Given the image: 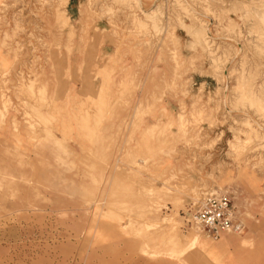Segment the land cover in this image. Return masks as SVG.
<instances>
[{
	"label": "rangeland",
	"instance_id": "374dc122",
	"mask_svg": "<svg viewBox=\"0 0 264 264\" xmlns=\"http://www.w3.org/2000/svg\"><path fill=\"white\" fill-rule=\"evenodd\" d=\"M0 264H264V0H0Z\"/></svg>",
	"mask_w": 264,
	"mask_h": 264
},
{
	"label": "built area",
	"instance_id": "2783aa9c",
	"mask_svg": "<svg viewBox=\"0 0 264 264\" xmlns=\"http://www.w3.org/2000/svg\"><path fill=\"white\" fill-rule=\"evenodd\" d=\"M233 205L226 196H205L194 204L186 214L185 223L190 229H196L208 238L218 239L224 232H239L241 226L234 221Z\"/></svg>",
	"mask_w": 264,
	"mask_h": 264
},
{
	"label": "crops",
	"instance_id": "0c3cea01",
	"mask_svg": "<svg viewBox=\"0 0 264 264\" xmlns=\"http://www.w3.org/2000/svg\"><path fill=\"white\" fill-rule=\"evenodd\" d=\"M104 36H106V35H104ZM104 36H102V38H104ZM107 36H109V35H107ZM101 49V51L103 52V53H106V52H108V53H113L114 55L116 54V52L118 51L117 50V47H115V45H105V46H100L99 47V50Z\"/></svg>",
	"mask_w": 264,
	"mask_h": 264
},
{
	"label": "bare ground",
	"instance_id": "6f19581e",
	"mask_svg": "<svg viewBox=\"0 0 264 264\" xmlns=\"http://www.w3.org/2000/svg\"><path fill=\"white\" fill-rule=\"evenodd\" d=\"M155 12V11H154ZM146 13V12H145ZM152 13V12H151ZM144 15V14H143ZM146 16V15H145ZM194 23V22H193ZM140 27V26H139ZM188 29V28H187ZM193 29V28H192ZM206 31V30H205ZM205 34V33H204ZM206 35V34H205ZM207 35H208V33H207ZM201 36V35H200ZM205 38V37H204ZM204 42V41H203ZM203 45V44H202ZM195 46V45H194ZM248 95V94H247ZM237 137V136H236ZM165 237V236H164ZM163 237V238H164ZM166 238V237H165ZM174 240V239H173ZM195 245V242L194 241H192L191 243H190V247H193Z\"/></svg>",
	"mask_w": 264,
	"mask_h": 264
}]
</instances>
